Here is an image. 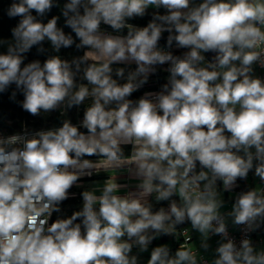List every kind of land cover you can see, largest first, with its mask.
<instances>
[{
	"label": "clouds",
	"instance_id": "obj_1",
	"mask_svg": "<svg viewBox=\"0 0 264 264\" xmlns=\"http://www.w3.org/2000/svg\"><path fill=\"white\" fill-rule=\"evenodd\" d=\"M59 6L11 0L0 93L15 85L32 116L91 103L78 124L0 134V264H264V0H66L44 22ZM45 41L83 54L25 63ZM164 65L159 91L131 99ZM249 173L261 187L236 191Z\"/></svg>",
	"mask_w": 264,
	"mask_h": 264
},
{
	"label": "trees",
	"instance_id": "obj_2",
	"mask_svg": "<svg viewBox=\"0 0 264 264\" xmlns=\"http://www.w3.org/2000/svg\"><path fill=\"white\" fill-rule=\"evenodd\" d=\"M66 0H59V7H54L50 13L44 18V22H47V19H50L51 16L57 15L60 16L61 9ZM11 3V0H0V39H11V28L14 27L19 18L10 19L6 15V8ZM163 13V9L160 10ZM35 15V12H33ZM151 19V12L146 15L144 18H136L134 20L129 21L130 23H134L137 26H146V24ZM64 18L61 16L58 26L63 27ZM66 33H71L70 28H64ZM74 38L75 34L71 33ZM168 33H163V37L159 42V46L165 47L166 38ZM78 42V41H77ZM44 48L47 51L43 54L37 53V46H34L29 53H27V59L25 63H28L32 60L39 59L43 62L48 55H60L61 58L64 59H72L74 56H79L83 54V50H76L75 47H71L68 49H61L59 53H54L51 49L50 42H44ZM174 54L179 55L186 49H176L175 46L171 49ZM6 51V47H0V52ZM167 66V65H166ZM132 69L135 68V64L130 66ZM168 73L165 72L162 68L158 67L157 72L154 75H151L149 78V82L142 87L139 91L132 94L131 99H138L141 94L146 91H159L160 86L166 82ZM15 90V85H12L9 90L5 93H0V132L5 135H10L16 132H22L24 128H27V131H34L39 129H49L53 127H59L62 124L64 119H70L72 123L77 124V117L81 116L80 112L77 111V108H73L67 112L66 115L62 116L59 111H54L51 113H41L40 116H32L28 112L24 111L20 106V103L23 100V95L17 92L16 100H10L11 92ZM82 131H85L81 129ZM251 176L252 173H249V177L247 181L239 180L238 184L242 189L245 186H251ZM103 175L97 176V178H103ZM82 206V202L77 196L76 199H70L64 203L62 206L64 209L65 215H71L72 211L78 210ZM264 235V233H262Z\"/></svg>",
	"mask_w": 264,
	"mask_h": 264
},
{
	"label": "crops",
	"instance_id": "obj_3",
	"mask_svg": "<svg viewBox=\"0 0 264 264\" xmlns=\"http://www.w3.org/2000/svg\"><path fill=\"white\" fill-rule=\"evenodd\" d=\"M125 34H126V31H125ZM160 68H162V69H164V68H166L167 66L166 65H164V66H159ZM77 124H78V122H77ZM101 175H103L104 177L103 178H97V176H94V177H92L91 179H89V178H84V180H83V182L84 183H86V186L85 187H88V186H90L91 185V182L93 181V180H95V181H98V182H101L102 183V181L106 178V175L105 174H101ZM121 182H126L125 180H121ZM131 183H135V181H132ZM117 194H123V193H117ZM234 194H230V193H223V198L226 200V201H228L227 203H226V205H225V208L224 209H226V211L227 210H230V208H231V200H230V197L231 196H233ZM254 236H255V234H254ZM191 243H190V246L191 247H193V248H197L198 247V244H199V240H198V234H193V233H191ZM255 240H258V241H261V240H264V235H262V233H260L259 235H257L256 236V238L255 237H253ZM180 241V236H179V238H178V242ZM178 242H176L173 238H171V237H162L161 239H159V240H156V241H154L153 242V246H155V245H158V244H161V243H168L173 249H175L176 247H178ZM210 243L212 244V247L214 248V244H213V242H212V240L210 241ZM151 247V246H150ZM135 251V250H134ZM148 253H145L144 254V258H145V260L147 259V257H148Z\"/></svg>",
	"mask_w": 264,
	"mask_h": 264
},
{
	"label": "built area",
	"instance_id": "obj_4",
	"mask_svg": "<svg viewBox=\"0 0 264 264\" xmlns=\"http://www.w3.org/2000/svg\"><path fill=\"white\" fill-rule=\"evenodd\" d=\"M160 47H162V46H160ZM257 74H258V75H261V76H264V70H261V69L257 68ZM141 95H143V94H141ZM141 95H140V96H141ZM140 96H139V97H140ZM39 130H41V129H39ZM44 130H47V129H44ZM34 131H37V130H34ZM34 131H28V132H29V133H32V132H34ZM22 132H23V131H22ZM251 184H252V187H254V188H256V187H261V185L259 184V181L256 180V179H254L253 175L251 176ZM241 189H242V188L239 187L238 189H236V191H239V190H241ZM232 194H234V193H232ZM221 211H226V209H221ZM185 226H187V225H185ZM188 227H190V226H188ZM229 232H230V235L234 236L237 240L240 239L241 233L239 232V230H238L236 227L232 226L230 222H229ZM191 233H192L191 231L188 232V236H189V237H191ZM186 239H187V237L181 235V236H180V241H179V242H184V240H186ZM219 239H220L219 236H214V237H212L211 240H212V242H213V244H214V247L216 246V241L219 240ZM193 249L195 250V248H193ZM201 254H203V253H201Z\"/></svg>",
	"mask_w": 264,
	"mask_h": 264
},
{
	"label": "rangeland",
	"instance_id": "obj_5",
	"mask_svg": "<svg viewBox=\"0 0 264 264\" xmlns=\"http://www.w3.org/2000/svg\"><path fill=\"white\" fill-rule=\"evenodd\" d=\"M152 11H154V9H149V12H152ZM102 27H106V26H103L102 25ZM110 30V29H109ZM118 66H120V67H122V66H124V65H113V67L115 68V67H118ZM130 67V66H129ZM131 68V67H130ZM90 103H91V100H87V101H85V105H82V106H80V108L79 109H77V111H79L80 112V114H81V116H78L76 119H77V122H79L81 119H82V117H83V110H84V107H86V106H88V105H90ZM58 127V126H57ZM0 134H3V135H5L4 133H1L0 132ZM84 183V182H83ZM85 184V186H86V183H84ZM72 191L73 192H76V193H79L80 191H81V189H77V188H73L72 189ZM82 202V201H81ZM260 233H257V234H255V238H256V236L257 235H259ZM258 241V240H257Z\"/></svg>",
	"mask_w": 264,
	"mask_h": 264
}]
</instances>
